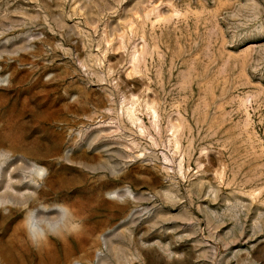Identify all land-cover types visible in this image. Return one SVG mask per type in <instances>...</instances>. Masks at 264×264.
Segmentation results:
<instances>
[{"label":"rangeland","instance_id":"1","mask_svg":"<svg viewBox=\"0 0 264 264\" xmlns=\"http://www.w3.org/2000/svg\"><path fill=\"white\" fill-rule=\"evenodd\" d=\"M0 130V264H264V0H0Z\"/></svg>","mask_w":264,"mask_h":264},{"label":"bare ground","instance_id":"2","mask_svg":"<svg viewBox=\"0 0 264 264\" xmlns=\"http://www.w3.org/2000/svg\"><path fill=\"white\" fill-rule=\"evenodd\" d=\"M5 109L6 108H4V110ZM1 133L2 132L0 130V135ZM7 141H8L7 139L5 140L3 138H0V146L6 144ZM7 167H8V164L5 165V164L0 163V189L5 184H7L8 186H13V187L24 186L26 184L25 181L19 180L18 182H16V181H13L11 177H8L6 173ZM31 167L37 173V176L40 177V172H42L44 167H42V165H40L38 162H33L31 164ZM5 193L7 195L19 197V194H14L13 192L12 193L5 192ZM1 206H2V201H0V207ZM56 209L59 211L60 214H59V217L55 221L40 220V219H37L34 214H32L28 217V220L26 222V227H28L31 230V232H33V234L37 238L38 244L46 243L48 239L53 240V247L55 250V254L52 257L51 264H58L59 261L66 260L68 256V252H70L74 248V244L75 246H77V248L79 247L78 245L79 243L77 242V239L69 233L71 229H66L67 214L65 210L60 207H56ZM44 211L48 212L50 211V208L47 207ZM54 230H56V232ZM52 232H54V234H52ZM83 252L85 254H89L90 248L88 247L83 248ZM61 255L63 257H61ZM2 258H5V260H7L8 258L6 250L2 252Z\"/></svg>","mask_w":264,"mask_h":264}]
</instances>
